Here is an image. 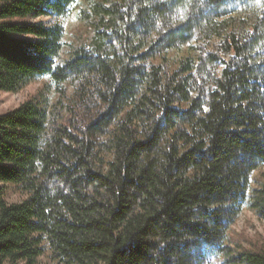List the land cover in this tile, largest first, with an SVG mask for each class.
<instances>
[{"label": "trees", "instance_id": "16d2710c", "mask_svg": "<svg viewBox=\"0 0 264 264\" xmlns=\"http://www.w3.org/2000/svg\"><path fill=\"white\" fill-rule=\"evenodd\" d=\"M79 1L0 0V264H264V0Z\"/></svg>", "mask_w": 264, "mask_h": 264}, {"label": "rangeland", "instance_id": "374dc122", "mask_svg": "<svg viewBox=\"0 0 264 264\" xmlns=\"http://www.w3.org/2000/svg\"><path fill=\"white\" fill-rule=\"evenodd\" d=\"M84 0L76 5L75 9L68 18L62 19H41L48 24H54L59 21L65 28L66 42L77 41L78 35L84 32V27L79 20V9ZM47 83V79L34 82L18 93H2L0 92V115L19 107L25 101L31 99L39 90ZM7 200L10 204L20 203L25 199L23 195L18 193L12 185H7ZM231 235L248 245L250 242H260L264 244V222L261 221L253 212L245 209L232 227ZM40 264H55L48 256L40 259Z\"/></svg>", "mask_w": 264, "mask_h": 264}]
</instances>
